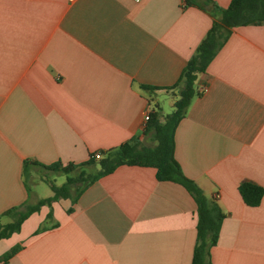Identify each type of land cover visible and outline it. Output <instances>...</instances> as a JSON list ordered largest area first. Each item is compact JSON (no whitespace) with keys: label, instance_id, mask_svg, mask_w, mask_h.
I'll list each match as a JSON object with an SVG mask.
<instances>
[{"label":"crops","instance_id":"crops-1","mask_svg":"<svg viewBox=\"0 0 264 264\" xmlns=\"http://www.w3.org/2000/svg\"><path fill=\"white\" fill-rule=\"evenodd\" d=\"M211 22L185 0H0V223L52 196L51 184L31 189L48 182L36 175H64L30 166L26 178L24 161L78 166L150 142L145 115L163 122L173 110L172 87ZM193 88L174 158L224 214L210 264H264V193L253 207L238 192L264 190V24L232 29ZM155 173L122 165L74 202L41 206L0 239V258L17 248L0 264H191L195 201Z\"/></svg>","mask_w":264,"mask_h":264},{"label":"trees","instance_id":"trees-1","mask_svg":"<svg viewBox=\"0 0 264 264\" xmlns=\"http://www.w3.org/2000/svg\"><path fill=\"white\" fill-rule=\"evenodd\" d=\"M186 6H195L206 11L211 19V26L204 39L197 46L194 56L188 61L177 83L172 87L181 86L179 99L175 101L173 110L164 116L163 122L158 121V113L149 117L144 134L156 144L153 147L143 146L138 138H132L118 147L102 153L100 160L91 155L89 161L74 166H63L60 162L42 165L36 162L24 161L23 173L28 177L29 167H39L45 171L66 175L65 182L60 186L50 185L52 196L41 199L36 204H23L4 212L3 216L11 218L6 224L0 223V239L8 238L19 231L21 223L43 205H50L59 198H69L73 202L89 185L100 177L112 173L122 165L151 167L156 170L158 181H170L183 186L196 204L197 224L196 241L191 264H210V249L216 245L224 214L213 199H208L202 190L190 179L185 177L174 158V134L178 123L185 116L187 107L195 95L193 84L197 73L204 72L218 50L228 39L231 30L247 25L264 24V0H231L226 8H221L213 0H185ZM145 89H157L142 86ZM98 164L99 169L94 174L85 175L82 171L77 177L69 176L74 169ZM76 183L83 186L72 197L71 187ZM242 201L248 206H257L261 202L264 190L251 183L238 186ZM50 217V213L48 214ZM17 252L14 247L5 253L0 261L6 262Z\"/></svg>","mask_w":264,"mask_h":264},{"label":"rangeland","instance_id":"rangeland-1","mask_svg":"<svg viewBox=\"0 0 264 264\" xmlns=\"http://www.w3.org/2000/svg\"><path fill=\"white\" fill-rule=\"evenodd\" d=\"M170 113V112H169ZM153 141L151 140L150 142H142L143 146H147V147H151L153 145ZM99 169L98 164L96 163L95 165H89V166H85L82 168H76L74 170H72L69 174V176L75 178L77 177L82 171L85 173V175H90V174H94L96 173V171ZM42 171L46 172L45 170L41 169ZM49 172V171H47ZM39 174V173H38ZM41 176L43 179H47L48 182H40L39 185L37 187H32L31 189L35 192H40L42 194H46L47 192L49 193V184H54V185H60L63 181H65V176L64 175H54V174H39L36 175V177ZM83 186L82 183H76L74 184L71 189H70V194L73 197L77 190L80 189ZM46 190V191H45ZM9 220H11L10 217H8Z\"/></svg>","mask_w":264,"mask_h":264},{"label":"built area","instance_id":"built-area-1","mask_svg":"<svg viewBox=\"0 0 264 264\" xmlns=\"http://www.w3.org/2000/svg\"><path fill=\"white\" fill-rule=\"evenodd\" d=\"M205 90H206V89L203 88L201 91H202V92H205ZM149 115H150V113H147V114L145 115V117H144V121H145V122H147V121L149 120ZM92 156H93V158H94L95 160H100V159L102 158V153H101V152H95V153L92 154Z\"/></svg>","mask_w":264,"mask_h":264}]
</instances>
